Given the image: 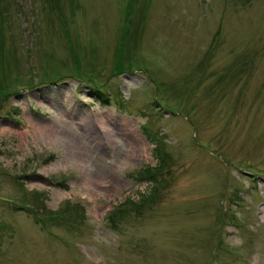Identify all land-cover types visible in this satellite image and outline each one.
Listing matches in <instances>:
<instances>
[{
  "label": "rangeland",
  "instance_id": "374dc122",
  "mask_svg": "<svg viewBox=\"0 0 264 264\" xmlns=\"http://www.w3.org/2000/svg\"><path fill=\"white\" fill-rule=\"evenodd\" d=\"M0 264H264V0H0Z\"/></svg>",
  "mask_w": 264,
  "mask_h": 264
},
{
  "label": "trees",
  "instance_id": "16d2710c",
  "mask_svg": "<svg viewBox=\"0 0 264 264\" xmlns=\"http://www.w3.org/2000/svg\"><path fill=\"white\" fill-rule=\"evenodd\" d=\"M133 1V0H129ZM163 163V161H162ZM163 166L160 165L159 166H145L144 170H142L141 174H140V178L141 179H145L146 181H150L153 183L151 189L149 191H147V194H142L137 202H132V206L133 208L138 212H141L139 210H141L142 208H144L145 205L153 202L156 198V189L159 185V180H158V174L161 170ZM130 202V200H128ZM126 210L125 208H119V209H115L112 212H110L107 216L106 219L109 221V224H116V221L123 216V214H125ZM46 218H61V220L63 219V214L61 212H57V213H51L50 215H48ZM70 220H77L76 217H70Z\"/></svg>",
  "mask_w": 264,
  "mask_h": 264
},
{
  "label": "bare ground",
  "instance_id": "6f19581e",
  "mask_svg": "<svg viewBox=\"0 0 264 264\" xmlns=\"http://www.w3.org/2000/svg\"><path fill=\"white\" fill-rule=\"evenodd\" d=\"M88 125V131L91 133V138H94L96 140H93L95 142H97V145L98 146H104V143L103 141H109V144L110 142H112L115 138V135H116V132H117V129L115 128V126H105V125H102V124H96L94 123L92 125L93 128H91L90 124L87 123ZM36 126V125H35ZM34 126V127H35ZM47 128H51V130H46ZM36 130H40L39 134H41L42 132L45 134V135H53V133L55 134L56 132H62L61 130H58V128L54 125H51V124H46V125H37L35 127ZM68 135L71 136V133L69 131H66ZM62 135L65 137V140L66 141H71V139L67 138V135L62 133ZM77 139H80V136L77 134L76 136ZM54 139V138H53ZM65 142V141H64Z\"/></svg>",
  "mask_w": 264,
  "mask_h": 264
}]
</instances>
